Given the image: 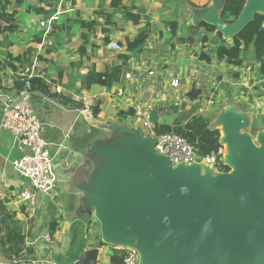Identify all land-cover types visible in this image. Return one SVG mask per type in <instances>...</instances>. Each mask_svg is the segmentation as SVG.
Returning a JSON list of instances; mask_svg holds the SVG:
<instances>
[{"label":"crops","instance_id":"1","mask_svg":"<svg viewBox=\"0 0 264 264\" xmlns=\"http://www.w3.org/2000/svg\"><path fill=\"white\" fill-rule=\"evenodd\" d=\"M110 3L111 0H55L54 12L37 14L30 8L38 6L39 0H24L18 8L20 31L2 32L4 24L0 22V117L4 96L16 91L14 81L28 67L14 62L17 66L14 69L8 53L29 57L34 75L53 81L52 91L61 94V97H50L33 92L34 105L44 122L42 134L57 155L56 172L59 176L55 190L36 194L33 206L16 204L18 192L29 186L13 165L23 149L11 132L0 129V198L14 197L7 206L20 212V225L27 235L26 245L34 251L28 257L29 262L16 264H59L58 256L66 255L77 229L87 240L85 250L97 247L99 263L113 264L110 252L114 245L103 236V222L121 210L117 172L122 166L129 168L143 162L152 147L147 130L131 113L135 105L159 99L163 109L155 121L170 123L177 116L188 118L200 114L193 106H196L203 82L213 79L216 85L217 82L221 84V75L229 78L240 72L246 73L247 77L252 74L246 60L241 66H234L216 58L207 63L196 56L202 49H207V44L202 42L206 30L198 26L201 21L216 25L228 42L232 40L234 32L226 33L224 30L229 24L221 19L225 0H123V7H115L111 16L98 19L97 28L87 42L88 53L83 56L78 21L93 18L97 10ZM13 6L17 8L15 3ZM127 11L140 13L142 23L136 25L125 19ZM56 12L61 14L57 24L62 26L58 44H55V36L47 34L40 26L41 21L48 20ZM165 16L178 21L176 37L166 26ZM146 23H150L149 37L126 65V73L131 78L127 79L123 73L110 88L93 84L86 89L90 95L96 96L100 112L93 116L83 114L73 95L85 89V74L92 68L104 72L109 65L117 64V55L125 51V39L134 40ZM209 35L216 37L215 33ZM107 36L111 41L106 39ZM176 40L182 43L183 50L178 44L175 50L171 49ZM111 42L120 44L122 49L109 48ZM29 48L32 50L28 51ZM179 50L184 53L182 59L176 58ZM248 58L256 62L252 52ZM207 66L214 67L219 73L207 70ZM174 75H180V88L174 89L169 84ZM232 81L233 84L238 82L235 78ZM194 82L197 85H191ZM176 104L181 105L179 113L174 107ZM261 133L259 131L258 137ZM59 144L76 153L71 167L62 163L63 153L55 148ZM22 206L25 210H19ZM54 220L58 221V230L51 234ZM9 262L0 250V264Z\"/></svg>","mask_w":264,"mask_h":264},{"label":"water","instance_id":"2","mask_svg":"<svg viewBox=\"0 0 264 264\" xmlns=\"http://www.w3.org/2000/svg\"><path fill=\"white\" fill-rule=\"evenodd\" d=\"M224 30L234 34L264 11L251 0ZM247 120L225 117L228 141L240 152L232 171L203 173L198 164L173 167L153 150L143 162L117 172L119 213L103 222L105 240L135 244L140 264H264V132L256 145L240 133ZM99 248L74 264H100Z\"/></svg>","mask_w":264,"mask_h":264},{"label":"trees","instance_id":"3","mask_svg":"<svg viewBox=\"0 0 264 264\" xmlns=\"http://www.w3.org/2000/svg\"><path fill=\"white\" fill-rule=\"evenodd\" d=\"M123 0H111L108 7H104L95 12V16L88 20H79L80 30L82 34L81 54L84 56L88 53L87 42L90 39L91 33L95 31L98 24V19L104 15L111 16L112 9L115 7H123ZM24 0H0V22L4 25L2 32H14L20 31V27L17 23V17L19 14V7L23 5ZM13 3L17 5V8L13 6ZM41 4H44L41 5ZM247 4V0H225L223 9L221 11V19L227 24L235 23ZM37 14L52 13L55 11V0H39L38 6L30 8ZM125 19L131 20L134 24L138 25L142 23V15L140 13L127 11L124 15ZM167 27L171 29L173 36L176 37L177 30L179 28L178 21L170 16L163 17ZM206 30V34L202 37V42L206 43L207 49H202L196 56L199 60H203L207 63H212L213 58L228 65L241 66L246 58L245 53L252 52L254 60L258 64V71L264 78V13H256L254 18L238 33L232 36L231 41H227L223 32L218 29L214 24L201 21L198 24ZM62 26L55 24L52 31L49 34L55 36V44L59 42V33ZM150 23H146L139 31L134 40L129 38L125 39L123 43L124 52H120L118 57V63L112 64L107 67L104 72H98L95 68L89 70L83 81L85 89H89L93 84H100L107 88L113 86V84L121 79L123 73L127 72V63L134 52L140 49V45L147 41L150 34ZM215 33V39L209 34ZM111 41L110 37L106 38ZM38 41H41L40 39ZM32 49H28L31 51ZM11 64L16 69L17 66L14 62H20L22 65L31 67L32 62L29 57L12 56ZM30 90L32 92H40L44 95L53 97H61L60 93H54L52 91L53 81H47L42 77L33 75L29 79ZM17 90L25 88V82L21 79H15L14 86ZM178 109L177 105L174 106ZM94 115L100 112L99 103L94 105ZM135 113V110L131 112ZM156 115L154 116V120ZM156 122V121H155ZM156 130L158 133L174 132L187 141L195 145L201 156H207L211 153H216L219 159H223L224 145L221 141V131L217 127L211 125V120L199 114H193L188 118H182L177 116L172 122H156ZM221 171L227 172L231 170V167L221 162ZM14 199L13 196L0 198V250L5 257L10 261L7 264H16V262H29V255H32L34 251L27 247L26 237L27 235L23 231L19 220V211L11 210L8 208V204ZM19 210H25L22 206ZM51 234H54L58 230V221H52ZM73 234L72 242L67 250L66 255H59V264H74L78 261L81 255L85 251L86 242L82 237L79 229L75 230ZM124 250L112 246L110 252L111 263L122 264ZM18 264V263H17Z\"/></svg>","mask_w":264,"mask_h":264},{"label":"built area","instance_id":"4","mask_svg":"<svg viewBox=\"0 0 264 264\" xmlns=\"http://www.w3.org/2000/svg\"><path fill=\"white\" fill-rule=\"evenodd\" d=\"M60 12L48 17V20L41 21L40 26L48 34L53 30L55 24L60 20ZM109 48L121 50L122 46L111 42ZM152 74V73H151ZM34 75L31 67H26L16 77L25 82V88L17 90L13 94L4 96L1 106L0 129L13 134L15 141L21 145L23 152L21 156L14 159L13 165L16 171L24 178L29 186L21 188L18 192L17 205L35 204L36 194H47L55 190L59 176L56 172L57 155L54 153L53 145L43 136L44 122L41 119L33 101V92L30 90L29 79ZM126 78L131 75L126 73ZM180 75H174L169 84L177 89L181 86ZM73 100L80 103V109L85 115H94V105L98 102L96 96L90 95L88 90L82 89L73 95ZM160 100H152L145 104H137L134 107L136 122L142 125L153 140V150L165 156L173 167L178 165L190 166L198 164L203 173L207 168L213 174L221 171V162L216 153L201 156L192 143L174 132L158 133L156 130L155 115L162 113ZM55 148L63 153L62 163L65 167H71L74 153L64 144L55 145ZM124 250L122 264H140L142 254L135 245L117 247Z\"/></svg>","mask_w":264,"mask_h":264},{"label":"rangeland","instance_id":"5","mask_svg":"<svg viewBox=\"0 0 264 264\" xmlns=\"http://www.w3.org/2000/svg\"><path fill=\"white\" fill-rule=\"evenodd\" d=\"M249 5V0H247L246 7ZM260 13H264V11ZM177 44L180 45V48L183 50L181 46L182 43H179L178 40L172 43L171 49L175 50ZM182 50H179L177 53V59H182L181 57L184 56ZM248 56L249 53H245L247 64L250 66L249 73H252L250 77H247V74L244 72V76H242L243 73L240 72L239 74L237 73L238 76L235 74L229 78H223L224 76L221 75V84L217 82V84L214 85L213 79L203 82V85L199 88V97L196 98L197 100L194 104L196 106H193V109L197 113H200L199 115L209 118L211 120V125L217 128H219L217 121H219L220 118L225 120V117L231 113L244 117L247 120V124L240 129V133L249 135L256 145H260L258 133L259 131L262 133L264 132V78L258 71V64L256 62L253 63ZM207 70L219 73V70H215L214 67L207 66ZM245 71H247V69H245ZM230 75L232 74H229V76ZM233 78L237 79V84H233ZM193 84L197 85V82L191 83V85ZM172 102H174V100H172ZM180 106L181 105L177 106L178 110L176 112L179 111ZM173 109L175 108L173 107ZM182 118L184 119V117ZM220 131L222 136L223 131L221 127ZM229 166L231 167L230 171L235 169L234 166ZM18 175L21 176L19 173ZM84 240L87 242L86 239ZM112 244L116 247H120V245L116 243Z\"/></svg>","mask_w":264,"mask_h":264},{"label":"bare ground","instance_id":"6","mask_svg":"<svg viewBox=\"0 0 264 264\" xmlns=\"http://www.w3.org/2000/svg\"><path fill=\"white\" fill-rule=\"evenodd\" d=\"M249 3H251V0H249ZM217 124H219V129L221 127L223 131V135L221 136V141L225 147L223 161L226 164L234 166V161L240 157V152L238 150H233L229 144L228 132L225 128V120L220 118V120L217 121ZM141 264H143V262Z\"/></svg>","mask_w":264,"mask_h":264}]
</instances>
